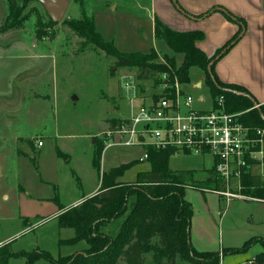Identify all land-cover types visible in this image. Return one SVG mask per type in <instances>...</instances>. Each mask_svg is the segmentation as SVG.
Instances as JSON below:
<instances>
[{"label":"rangeland","instance_id":"1","mask_svg":"<svg viewBox=\"0 0 264 264\" xmlns=\"http://www.w3.org/2000/svg\"><path fill=\"white\" fill-rule=\"evenodd\" d=\"M67 1L63 17L54 22L42 2L16 0L25 18L22 25L4 31L10 2L0 0V247L7 244L12 252L37 254L32 264H50V259L87 248L86 240L69 241L75 231L60 225V207L70 206L101 183L93 162L99 147L95 139L103 140L107 122L132 113L126 80L132 78L143 92L157 89L152 87L153 78L139 80L136 68L120 67L110 75L115 59L86 43L71 21L94 18L104 39L120 50L149 53L154 47L159 61L173 55L155 40L152 23L159 15L151 12V0ZM176 1L169 3L177 16L193 17ZM176 60L180 64L182 55ZM189 76L188 89L196 97L200 93L208 97L204 72L192 68ZM198 80L205 87L203 83L204 88L194 90L192 83ZM142 153L141 147L107 146L101 171L135 163L120 179L134 184L139 171L150 170L149 161L139 160ZM169 165L206 174L203 168L211 169L213 161L209 156L171 154ZM236 192L239 196L226 200L192 186L185 191L194 208L191 243L198 251H220L219 264H250L264 251L257 241L246 250L227 252L252 238H264V200L247 196L242 189ZM121 221L109 223L104 231L114 234ZM151 262L147 254L146 263ZM8 264H28V258H10ZM176 264L196 263L177 257Z\"/></svg>","mask_w":264,"mask_h":264},{"label":"trees","instance_id":"2","mask_svg":"<svg viewBox=\"0 0 264 264\" xmlns=\"http://www.w3.org/2000/svg\"><path fill=\"white\" fill-rule=\"evenodd\" d=\"M8 2H10V15L2 28L4 31L22 25L25 18L21 17L22 9L16 0H8ZM217 10H222L227 17L239 23L243 21L242 18L220 6H213L202 14L190 16L207 17ZM70 26L85 38L86 43L105 51L115 59V64L109 71L110 75H114L120 67L136 68V77L139 80L153 78L155 83H160L162 73L166 72L172 77L174 70L182 82L190 83V69L199 68L204 72L205 81L213 97L224 95L229 112H244L241 121L252 126L264 127V105L256 107L248 96L250 94L254 97L248 89L239 84L222 82L214 69L215 63L219 60L216 59L213 63L215 56L223 50H226L225 53L229 51L243 32L245 28L243 24L238 34L209 57L198 44L205 38L202 30L178 31L156 17L155 39L167 45L173 52V55L166 54L163 58L168 64L157 60L154 47L149 53L118 49L113 41L105 40L102 33L97 30L94 18L86 16L81 20H73ZM177 55H182L180 64L176 60ZM95 140L99 142L93 161L100 173L99 190L91 197L84 198L76 206L69 208L61 206L57 214L61 226L73 228L75 231V237L69 241L77 243L86 240L88 246L83 251L62 255L55 260L50 259V264H119L120 262L147 264V254L152 256L151 264H176L177 257L196 264H219L220 251H198L192 245L190 227L194 208L192 202L185 198L188 186L204 192L207 189L223 188L225 185L216 171L211 170L207 180H198L193 170L170 169L171 150L153 149L149 150L150 170L139 171L134 184L126 185L127 183L121 182L120 179L135 163H122L101 172V156L105 145L102 141ZM58 154L63 155L60 149ZM241 182L245 195L264 200V180L260 176L248 172L242 175ZM132 196L135 199L130 206ZM120 219L122 221L117 232L111 234L104 231L109 223ZM257 241L264 246V238H252L241 248L234 247L227 252L246 250ZM0 252V264H8L9 259L15 257H26L28 264H32L33 258L37 255L12 252L7 244L0 247ZM254 263L264 264V251L255 256Z\"/></svg>","mask_w":264,"mask_h":264},{"label":"built area","instance_id":"3","mask_svg":"<svg viewBox=\"0 0 264 264\" xmlns=\"http://www.w3.org/2000/svg\"><path fill=\"white\" fill-rule=\"evenodd\" d=\"M172 73V77L162 73L160 83L153 81L152 87L157 89L151 92L141 91L132 78L126 80L124 87L133 110L128 117L108 122V129L101 134L105 148L141 147L140 161H148L153 149L209 156L212 169L225 185L212 191L226 200L239 196L236 191L242 189V175L251 173L253 165L261 168L264 180V127L245 124L241 121L244 112H229L224 95L214 98L207 89L208 97L203 93L196 97L187 82L174 70ZM203 83H192V87L202 89ZM197 102L203 106L198 107ZM37 143L43 146L42 140Z\"/></svg>","mask_w":264,"mask_h":264},{"label":"crops","instance_id":"4","mask_svg":"<svg viewBox=\"0 0 264 264\" xmlns=\"http://www.w3.org/2000/svg\"><path fill=\"white\" fill-rule=\"evenodd\" d=\"M178 3L181 4V7L185 11L193 15L202 14L213 6H220L232 12L237 17L242 18L243 21L239 23L227 17L222 10H217L207 17H191L190 19H186L185 17L176 15L169 0H151V6H153V8L151 7V12L153 13L154 9V13L160 16H158L160 20L172 29L178 31L202 30L205 33V38L199 41L198 44L209 57H212L229 39L238 34L242 28L241 24H243L245 28L238 37V40L215 63V73L224 83H235L248 89L258 104L264 105V0H178ZM153 23L152 28L154 27ZM199 82L201 83L203 81L198 80L196 82L197 86ZM254 167L259 166L253 165L251 167V173L260 176L261 171H258V173L252 171ZM170 169L182 171L193 170L196 172V178L198 180H207L210 171L214 170L204 167L203 169L207 170V173L200 174V169H176L173 167H170ZM99 187L100 183L94 187L91 193L82 195L76 202H72L70 206H62H76L84 198L94 195L99 190ZM216 195L219 194L217 193ZM219 197L222 196L219 195ZM252 260L254 261V259L250 261Z\"/></svg>","mask_w":264,"mask_h":264},{"label":"water","instance_id":"5","mask_svg":"<svg viewBox=\"0 0 264 264\" xmlns=\"http://www.w3.org/2000/svg\"><path fill=\"white\" fill-rule=\"evenodd\" d=\"M42 2V4L45 6L49 16L53 19V21L57 22L60 21L63 17V13L67 7L68 1L67 0H36ZM174 2L177 4V1L174 0ZM179 8V6H177ZM226 50H223L220 54L216 55L213 63L216 59H219L223 53H225ZM200 85V82L199 84ZM239 94H244L243 92L236 91ZM249 98L253 101L254 105L256 107H260L261 105L258 104V102L252 97L250 94H248Z\"/></svg>","mask_w":264,"mask_h":264}]
</instances>
